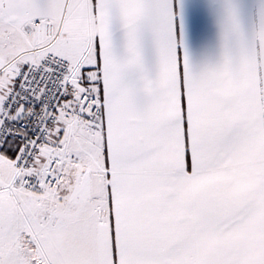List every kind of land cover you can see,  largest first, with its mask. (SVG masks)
<instances>
[{"label": "snow or ice", "instance_id": "1", "mask_svg": "<svg viewBox=\"0 0 264 264\" xmlns=\"http://www.w3.org/2000/svg\"><path fill=\"white\" fill-rule=\"evenodd\" d=\"M0 264H264V0H0Z\"/></svg>", "mask_w": 264, "mask_h": 264}]
</instances>
